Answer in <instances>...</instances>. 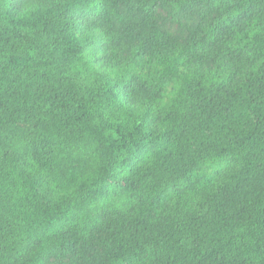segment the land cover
<instances>
[{
  "label": "trees",
  "instance_id": "obj_1",
  "mask_svg": "<svg viewBox=\"0 0 264 264\" xmlns=\"http://www.w3.org/2000/svg\"><path fill=\"white\" fill-rule=\"evenodd\" d=\"M58 255L264 264V0H0V264Z\"/></svg>",
  "mask_w": 264,
  "mask_h": 264
},
{
  "label": "rangeland",
  "instance_id": "obj_2",
  "mask_svg": "<svg viewBox=\"0 0 264 264\" xmlns=\"http://www.w3.org/2000/svg\"><path fill=\"white\" fill-rule=\"evenodd\" d=\"M156 15L160 18V21L163 24V28L169 30L173 34L176 35H184L185 32L183 31V28L177 23V19L185 22L189 21L190 19L194 18V14L190 11H186L183 9L178 10H172L170 8H164L162 6H159L156 12ZM176 18V19H175ZM24 127H29L31 124L28 123H21ZM66 258L63 256H53L49 260V264H58L60 262L65 261Z\"/></svg>",
  "mask_w": 264,
  "mask_h": 264
}]
</instances>
